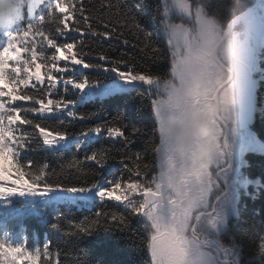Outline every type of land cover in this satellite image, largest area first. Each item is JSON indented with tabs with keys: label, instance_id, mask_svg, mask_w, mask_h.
<instances>
[{
	"label": "snow or ice",
	"instance_id": "obj_1",
	"mask_svg": "<svg viewBox=\"0 0 264 264\" xmlns=\"http://www.w3.org/2000/svg\"><path fill=\"white\" fill-rule=\"evenodd\" d=\"M126 33L155 67L92 46L127 47ZM261 63L264 0H0V264L123 251L101 232L139 236L143 259L100 264H264V209L253 227L241 208L264 194V173L243 171L246 154L264 155L249 130ZM132 92L150 131L148 114L83 110ZM17 205L38 210L57 243L15 232Z\"/></svg>",
	"mask_w": 264,
	"mask_h": 264
},
{
	"label": "trees",
	"instance_id": "obj_2",
	"mask_svg": "<svg viewBox=\"0 0 264 264\" xmlns=\"http://www.w3.org/2000/svg\"><path fill=\"white\" fill-rule=\"evenodd\" d=\"M251 0H246V3ZM26 11V10H25ZM130 40V44L125 47L122 44H116L114 42V48L109 47L105 44L101 47L99 44H93L92 46L97 49V51H104L109 56L128 61L130 65H134L136 69L147 71L149 67H155L152 65L150 60L139 52V48H134L132 44L136 43L135 37H132L125 34ZM161 46L164 47L163 41L160 42ZM108 83V80L104 81ZM263 92V91H262ZM264 108V92L260 100V117L256 122V127L254 131L256 132L259 140L264 141V116L261 114V109ZM85 111H98L103 113L106 119H111L112 116H115L119 111L122 116H126L128 119L134 117H140L141 115L148 114L146 118V125L150 131L151 128V117L148 109L147 100L140 96L136 92H132L127 95H118L103 99H95L89 101L85 106ZM141 127H145V124H141ZM145 146V141L143 139H138L135 142L134 151L140 150L143 151ZM246 159L250 164L247 169V174L250 178H259L262 173H264V155L260 154H247ZM56 163L55 167L59 170V157L55 158ZM63 179V177H61ZM255 196L249 197L246 200L247 211L246 215L251 216L252 226H258L261 223V210L264 209V194L259 191H256ZM60 207H63L62 205ZM18 212L15 213L13 217H10V223L14 225V231L18 232L19 229L23 228L25 230V235L28 241L31 243L32 238L35 237L36 241L43 243L46 239H51L53 245L57 243V235L52 231L47 220L43 219L39 215V211L31 208L30 206L26 209L19 208ZM116 211V209H111ZM4 209L0 208V223H3L4 220ZM76 211H82L86 216L92 217L93 211L89 209H77ZM122 211V209L120 210ZM74 214V213H73ZM81 219L84 217L81 216ZM247 226V225H246ZM135 228L136 225H133ZM86 239H93L91 237ZM98 241H104L112 246L120 245L123 247V251L118 255H113L111 252L104 251L101 249L98 254L96 264H100V261H113V260H123L127 262H140L143 259V253L141 248V242L139 236L133 239H128L127 234H122L119 232H101L98 237H95Z\"/></svg>",
	"mask_w": 264,
	"mask_h": 264
},
{
	"label": "flooded vegetation",
	"instance_id": "obj_3",
	"mask_svg": "<svg viewBox=\"0 0 264 264\" xmlns=\"http://www.w3.org/2000/svg\"><path fill=\"white\" fill-rule=\"evenodd\" d=\"M254 2H255V0H251L249 2V4H252ZM262 65H263V63H261L259 66L261 67ZM256 78L257 79L259 78V75L258 74H257ZM262 91L264 92V85L258 86V88L256 90V93H255L256 94V97H257V100H258V98H260L262 96V93H263ZM257 106L258 105L256 104V111L253 113L252 119H251L250 124H249V130L252 131V132H255L254 131V128L256 127V120L258 118V109H257ZM246 156H247V154H246ZM246 156H245V159H246ZM246 161H248V160L246 159ZM243 171L247 174V169H243ZM248 198L249 197H247V196L244 197V201L245 202L241 205V208H242V210L244 212H246L248 210L247 209V205H246V200H248Z\"/></svg>",
	"mask_w": 264,
	"mask_h": 264
},
{
	"label": "rangeland",
	"instance_id": "obj_4",
	"mask_svg": "<svg viewBox=\"0 0 264 264\" xmlns=\"http://www.w3.org/2000/svg\"><path fill=\"white\" fill-rule=\"evenodd\" d=\"M261 67H264V63H263V65L261 66ZM259 75V74H258ZM108 83H110V81L108 82ZM107 84V83H106ZM257 109H258V112L260 111V98H258V100H257ZM252 132V131H251ZM252 133H254L255 135H257L256 134V132H252ZM258 137V136H257ZM252 191H255V189H252Z\"/></svg>",
	"mask_w": 264,
	"mask_h": 264
},
{
	"label": "bare ground",
	"instance_id": "obj_5",
	"mask_svg": "<svg viewBox=\"0 0 264 264\" xmlns=\"http://www.w3.org/2000/svg\"><path fill=\"white\" fill-rule=\"evenodd\" d=\"M258 119H259V116H258V118H257L256 122L258 121Z\"/></svg>",
	"mask_w": 264,
	"mask_h": 264
},
{
	"label": "water",
	"instance_id": "obj_6",
	"mask_svg": "<svg viewBox=\"0 0 264 264\" xmlns=\"http://www.w3.org/2000/svg\"><path fill=\"white\" fill-rule=\"evenodd\" d=\"M255 2H259V0H255Z\"/></svg>",
	"mask_w": 264,
	"mask_h": 264
}]
</instances>
